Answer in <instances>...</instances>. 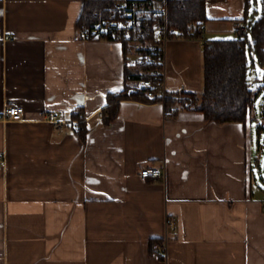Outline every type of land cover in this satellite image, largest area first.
Listing matches in <instances>:
<instances>
[{
    "label": "crops",
    "instance_id": "crops-1",
    "mask_svg": "<svg viewBox=\"0 0 264 264\" xmlns=\"http://www.w3.org/2000/svg\"><path fill=\"white\" fill-rule=\"evenodd\" d=\"M204 1L203 41L166 45L168 93L199 94L206 34L244 17V0ZM84 2L0 0V264H264L251 113L215 124L128 99L106 123L98 113L133 85L138 57L80 37ZM9 105L21 120L2 117ZM145 167L162 178L142 179Z\"/></svg>",
    "mask_w": 264,
    "mask_h": 264
},
{
    "label": "trees",
    "instance_id": "trees-1",
    "mask_svg": "<svg viewBox=\"0 0 264 264\" xmlns=\"http://www.w3.org/2000/svg\"><path fill=\"white\" fill-rule=\"evenodd\" d=\"M150 1L156 3L158 0ZM259 2L258 13L256 10L251 12L252 3H256V0H244L245 12L240 22L248 29L246 35L233 40L204 41L202 91L199 94L183 90L166 92L162 98L165 112L171 114L179 110L200 112L206 122L215 124L247 122L256 96L251 88V69L255 65L264 68V0ZM109 3L85 0L78 20V29L88 26L93 21L94 13L104 9ZM167 9L168 23L171 27L184 33L186 39L203 41L202 30L206 21L204 0H168ZM254 14L257 17L254 18ZM122 46L126 54L129 51L128 42L122 41ZM148 70L139 65L135 70H127L125 81L133 85L126 84L120 93L108 95V106L102 117L106 123L115 119L119 102L122 100L154 103L160 99L159 96L147 98L143 89L136 84L139 79L150 76ZM262 117L264 118V99ZM83 129L84 126L81 125L80 129L77 126L75 131L79 133ZM154 242L156 240L150 243L151 247Z\"/></svg>",
    "mask_w": 264,
    "mask_h": 264
},
{
    "label": "built area",
    "instance_id": "built-area-1",
    "mask_svg": "<svg viewBox=\"0 0 264 264\" xmlns=\"http://www.w3.org/2000/svg\"><path fill=\"white\" fill-rule=\"evenodd\" d=\"M168 0H112L107 7L94 13L93 21L80 29L82 39H99L111 41H127L137 53L138 65L149 69L150 76L139 79L136 84L143 89L147 98L159 96L157 102L163 103L164 89V52L167 42L176 38H184V33L171 27L168 23ZM237 37L246 35L248 29L240 21L231 26ZM151 68V69H150ZM23 116V108L9 105L3 110L2 117L10 121H19ZM98 116H103L102 112ZM45 119L59 126L62 121L56 116H45ZM0 156V168L3 166ZM142 179L157 180L163 172L156 167H145L139 172ZM264 210V205H263ZM174 222H168L170 230H174ZM153 249L165 256L158 244Z\"/></svg>",
    "mask_w": 264,
    "mask_h": 264
},
{
    "label": "rangeland",
    "instance_id": "rangeland-1",
    "mask_svg": "<svg viewBox=\"0 0 264 264\" xmlns=\"http://www.w3.org/2000/svg\"><path fill=\"white\" fill-rule=\"evenodd\" d=\"M253 10H256L259 13L260 10L259 0H256V3H252L251 12H253ZM253 17L254 18L257 17L256 14H254ZM225 26L226 27L222 29L223 31H225L222 34L223 36H218L215 34H206V35L208 36L209 39L212 40H233L237 38L236 34L229 29V25L227 24ZM164 63H165V52H164ZM250 79H251V88L253 92L256 93V96L254 98L253 109L251 111V118H252L251 134L253 137V147H254L253 164H254V168H256L255 166L256 160L261 162L259 164L261 166V173L257 174L258 176L257 178L262 183L261 189L264 190V118L262 117V101L264 99V68H260L258 65H255V67L251 69Z\"/></svg>",
    "mask_w": 264,
    "mask_h": 264
}]
</instances>
